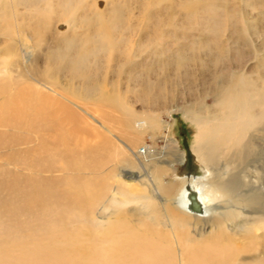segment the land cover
<instances>
[{
    "label": "bare ground",
    "instance_id": "1",
    "mask_svg": "<svg viewBox=\"0 0 264 264\" xmlns=\"http://www.w3.org/2000/svg\"><path fill=\"white\" fill-rule=\"evenodd\" d=\"M92 36L96 41L100 37L95 31ZM230 38L225 37L219 50L232 48ZM211 43L216 45L214 40ZM187 46H181L182 50ZM99 49L98 45L96 51ZM22 57L28 62L27 53ZM45 71L23 67L22 75L9 78L0 69V166L10 169L0 170V264L35 259L34 251L27 253L21 245L24 227L37 222L35 235L40 236L43 230L54 229L60 217L71 222L69 241L77 226L84 227L89 249L87 259L79 251L58 264H75V260L79 264V258L83 264L85 260L86 264H248L253 257L247 255L264 235V189L245 194L239 183L251 180L249 172L243 171L264 140V86L243 85L246 90L242 92L227 77V70L210 76V81H217L211 89V113L207 119L192 122L196 127L192 154L204 175L179 177L172 196L166 197L170 186L162 183L164 168L154 160L152 151L131 153L128 147L117 151L112 128L102 124L100 129L109 137L97 136L100 144L90 146L82 137V141L76 139L89 129L76 127L73 111L66 104L56 103L69 120L60 123L70 125L68 135L74 141L64 139L59 123L45 124L52 112L48 104H53L52 97H60L45 84ZM21 78L31 84L18 86ZM102 100L97 105H106ZM22 101L27 103L20 104ZM144 123L132 119L117 125L123 132L135 134L145 128ZM177 152L181 160L184 153ZM115 159L131 170L129 183L120 181L122 170L120 175L111 170L112 185L111 179L106 180L103 169ZM256 169L253 184L264 187V175ZM58 175L68 178L61 181ZM146 188L150 193L146 194ZM125 212L134 218L133 226L122 217ZM97 235L100 241L95 242Z\"/></svg>",
    "mask_w": 264,
    "mask_h": 264
},
{
    "label": "rangeland",
    "instance_id": "2",
    "mask_svg": "<svg viewBox=\"0 0 264 264\" xmlns=\"http://www.w3.org/2000/svg\"><path fill=\"white\" fill-rule=\"evenodd\" d=\"M93 31L100 35L98 41L93 40ZM229 35L232 48L219 50ZM184 45L188 46L182 50ZM26 53L29 59L24 63L22 56ZM30 66L47 70L44 82L60 96L52 97L53 104H48L52 112L45 124L59 123L65 131L64 139L69 141L70 125L60 123L69 122L68 117L56 103L66 104L73 111L76 127L89 129L88 134H78L76 139L82 141V137L90 146L100 144L99 135L108 136L100 129L102 124L112 128L111 139L117 151L126 147L131 153L138 149L152 151L154 160L164 168L162 183L170 186L169 197L179 177L186 173L204 175L192 154L196 134L192 122L194 118L207 119L211 113L210 96L217 81H210V76L227 70L236 87L264 86V0H70L66 5L57 0H0V69L10 78L22 75L23 67ZM28 83L21 78L17 85L27 87ZM243 87L242 92L246 90ZM101 100L106 105H97ZM24 103L27 101L20 104ZM132 119L145 122V128L135 134L118 128V123ZM177 151L184 153L181 160ZM129 158L133 160L134 155ZM116 161L103 169L106 180L111 179L112 185L111 170L119 175L122 170L120 181L129 183L127 173L131 170ZM5 169L10 171L0 166L1 171ZM255 169L264 175V140L243 171L251 177L239 183L245 194L264 189L262 183L253 184ZM67 178L57 176L61 181ZM145 191L150 193L149 188ZM121 215L133 226V217L126 212ZM70 223L60 217L54 229L43 230L40 236L35 235L37 222L24 227L23 250H33L36 257L23 264H58L74 258L79 251L87 259L86 231L82 225L77 226L69 241ZM8 240L7 234L5 248ZM247 256L253 257L248 264H264V235ZM79 264H83L80 258Z\"/></svg>",
    "mask_w": 264,
    "mask_h": 264
}]
</instances>
